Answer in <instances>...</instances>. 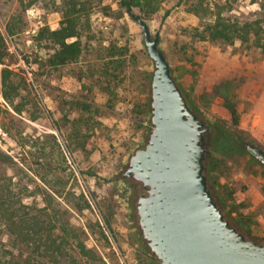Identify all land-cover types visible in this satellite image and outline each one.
Returning <instances> with one entry per match:
<instances>
[{"label": "rangeland", "instance_id": "obj_1", "mask_svg": "<svg viewBox=\"0 0 264 264\" xmlns=\"http://www.w3.org/2000/svg\"><path fill=\"white\" fill-rule=\"evenodd\" d=\"M81 1L88 8L84 14L89 18L90 29L81 38L78 63L42 76L37 66L43 61L44 52L50 50L35 48L33 38L43 26L58 28L63 2L0 0V29L10 16L16 15L15 10H22L17 19L22 31L9 36L11 39L6 44L7 50L11 45L14 48L8 51L9 68L22 73L23 67L27 68L41 86H35L32 80V87L23 76L32 87L27 88L25 108L33 121L21 118L20 129L12 128L9 134L0 129V151L15 162L14 166L0 162V180L12 178L13 184L23 185L24 188H13L14 193L23 196L27 207L44 208L40 200L42 185L33 175L36 168L31 159L22 160V156L34 152L36 147L32 146L38 135H54L66 167L57 176L68 178L64 190L80 194L88 205L81 213L67 209L62 221L68 220L71 226L84 230L86 248L106 264H153L146 258L148 247L138 227L136 207L139 196L143 195L142 187L123 176L130 156L144 146L152 128L151 114L143 113L145 109L141 105L147 92L150 99L153 62L143 44L141 29L119 8L117 0ZM27 3L36 8L41 24L33 35L26 33L33 27L25 17ZM189 10H195L198 15ZM218 13L239 23L260 18L257 5L249 0H161L158 11L144 24L150 38L158 35L157 48L166 57L175 83L191 111L211 133L205 143L204 157L211 161L213 191L224 212H232L230 216L245 225L243 230L249 240L264 244V166L239 146L251 144L264 152V55L238 41L226 45L195 42L188 37L191 29L201 30L212 24ZM130 14L137 17L135 11ZM110 41H117L133 57L126 81L116 91L114 109L109 108L105 94L93 88L86 92L89 84L85 83L86 88L82 87L83 81L78 82L79 69L85 70L93 63L96 52ZM76 95L86 96L78 99L91 105L99 125L84 152L70 153L63 137L52 126L60 122L66 104ZM228 107L235 109L237 125ZM225 135L231 137L226 143ZM31 178L34 181L30 182ZM104 216L110 221L111 233L103 223ZM0 242L7 244L4 237ZM79 259L77 264H82V257Z\"/></svg>", "mask_w": 264, "mask_h": 264}, {"label": "trees", "instance_id": "obj_2", "mask_svg": "<svg viewBox=\"0 0 264 264\" xmlns=\"http://www.w3.org/2000/svg\"><path fill=\"white\" fill-rule=\"evenodd\" d=\"M61 1L63 4L62 9L59 10L61 21L58 28L51 29L48 26H43L33 38L36 42L35 48L50 50V52H44L43 61L37 66V70L41 71L42 76L77 64L82 54L81 38L90 29L89 18L84 14L88 8H85L84 2L81 0ZM117 1L120 9L129 15L135 11L137 18L143 22L155 15L161 3V0ZM249 1L257 5L260 13L259 19L249 23H239L237 20L223 18L218 13L212 24L203 26L201 30L199 28L191 29L188 37L195 42L226 45H232L238 41L241 44H248V48H253L264 55V0ZM27 2L29 3V1ZM27 7L30 8L29 4ZM27 7L25 10L28 9ZM15 12L16 15L9 17L4 28L5 33L12 37L22 31L17 23L22 10H15ZM188 12L195 16L198 15L195 10ZM8 55L9 52L0 31V129L9 134L12 128L20 129L21 118L30 121L33 119L27 114L25 108L28 102L26 99L27 88L31 90L32 87L24 79L21 70L9 68ZM164 58L168 63L165 56ZM131 63H133V57L128 50L118 45L117 41H110L107 47L96 52V59L93 63L86 66L85 70L79 69L78 82L83 81L82 87L86 88L85 83L89 84L86 92H90L93 88L105 94L109 108L114 109L116 91L120 90V85L126 81L127 69ZM170 74L173 78L171 69ZM32 80L34 85L41 87L39 83L37 84L35 77ZM85 97V95L73 96L66 104V110L62 112L60 122H54V126H52V129H55L58 135L63 137L66 149L70 153L84 152L93 136V130L99 125L98 116L91 109V105L87 104L86 100L78 99ZM144 100L145 102L143 101L141 105L145 109L143 113L147 111V114H150L148 92ZM188 107L191 110L189 105ZM228 111L234 125H237L235 109L228 107ZM210 134L208 133V136L204 138L205 143H207ZM225 138V143L227 140H231L229 135H225ZM239 146L243 148L244 144ZM32 147H36L34 152L25 153L22 160L31 159L36 168L32 173L42 185L40 200L45 204V207L40 210H32L24 204L23 196L14 193L13 187H23V185L13 184L12 178L0 180V240L4 237L7 241V244L0 242V264H77L81 260L80 257H82V264H106L98 254L86 248L84 243L86 232L84 230L71 226L68 220H66L67 222L62 221V215L65 216L68 213L67 209L74 213H81L88 209V205L80 194H75L72 190H64L68 178L64 180L57 176L62 174L66 167L63 166L65 160L57 146L55 136L40 134ZM207 160L204 158L203 174L214 202L229 225L248 239L245 230H243L245 225L242 226L243 224L237 219H233L230 216L232 212L226 214L223 204L218 201L211 180V161ZM1 161L11 166L15 165L11 156L0 151ZM25 177L28 176L25 174ZM32 181L34 179L31 178L30 182ZM138 184L141 186L140 183ZM142 193L144 195L145 190L142 189ZM103 223L111 233L110 221L105 216ZM90 231L94 232L93 229ZM145 255L153 264L159 263H156L148 248H145Z\"/></svg>", "mask_w": 264, "mask_h": 264}, {"label": "water", "instance_id": "obj_3", "mask_svg": "<svg viewBox=\"0 0 264 264\" xmlns=\"http://www.w3.org/2000/svg\"><path fill=\"white\" fill-rule=\"evenodd\" d=\"M139 26L153 62L150 82V124L144 146L130 156L123 176L141 184L138 227L159 264H264V244L246 239L224 219L203 174L205 135L209 129L189 109L170 74L169 65ZM245 150L264 166V152Z\"/></svg>", "mask_w": 264, "mask_h": 264}, {"label": "built area", "instance_id": "obj_4", "mask_svg": "<svg viewBox=\"0 0 264 264\" xmlns=\"http://www.w3.org/2000/svg\"><path fill=\"white\" fill-rule=\"evenodd\" d=\"M25 17L26 19L30 22H32L33 24V27L32 28H29L26 33L29 34V35H33L35 34V32L41 27V24H40V20H39V17H38V14L36 12V8L34 7H30L28 8L26 11H25ZM4 26H2V28L0 29L1 33H2V36L4 37V40H5V43L7 44L9 41H10V37L5 33V30H4ZM8 51H14V48L13 46H8ZM23 73H24V76L27 78V81L32 84V76H31V73L30 71L23 67ZM32 87H33V84H32ZM67 162L69 163V160L66 158Z\"/></svg>", "mask_w": 264, "mask_h": 264}, {"label": "flooded vegetation", "instance_id": "obj_5", "mask_svg": "<svg viewBox=\"0 0 264 264\" xmlns=\"http://www.w3.org/2000/svg\"><path fill=\"white\" fill-rule=\"evenodd\" d=\"M142 187V186H141ZM143 189V188H142ZM144 190V189H143Z\"/></svg>", "mask_w": 264, "mask_h": 264}]
</instances>
